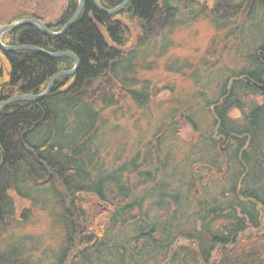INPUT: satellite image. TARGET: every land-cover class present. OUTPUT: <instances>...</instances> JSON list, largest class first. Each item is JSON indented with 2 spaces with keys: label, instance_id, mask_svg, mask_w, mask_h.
<instances>
[{
  "label": "trees",
  "instance_id": "16d2710c",
  "mask_svg": "<svg viewBox=\"0 0 264 264\" xmlns=\"http://www.w3.org/2000/svg\"><path fill=\"white\" fill-rule=\"evenodd\" d=\"M123 1L99 2L113 9ZM77 2L68 0L52 20L27 11L10 23L38 17L60 31ZM85 2L66 35L49 37L25 24L2 37L8 45L73 52L80 65L57 78L48 97L0 109V230L18 220L14 195L30 198L27 187H42L62 211L65 240L55 264H212L216 258L215 264H264V88L256 84L264 81V0H131L112 15ZM200 18H211L219 32L200 61L198 96L211 111V125L200 126L193 107L183 105L159 122L154 141L147 140L148 118L135 142L116 147L117 117L131 114L134 105L145 112L138 119H146L158 92L137 74L146 68L137 59L158 44L163 55L169 35ZM0 54L9 64L0 68V101L43 93L50 77L75 66L70 57L32 50ZM229 56L235 67L225 61ZM212 77L217 91L207 97ZM108 108L112 117L104 115ZM183 120L199 139L178 156ZM87 196L104 204L93 220ZM25 248L9 241L0 264H28Z\"/></svg>",
  "mask_w": 264,
  "mask_h": 264
},
{
  "label": "rangeland",
  "instance_id": "374dc122",
  "mask_svg": "<svg viewBox=\"0 0 264 264\" xmlns=\"http://www.w3.org/2000/svg\"><path fill=\"white\" fill-rule=\"evenodd\" d=\"M67 1L0 0V27L9 24L16 17L27 11H36L37 14L45 17L47 20H52L66 6ZM206 1L213 5L214 0ZM214 27L215 25L211 18H200L195 22L181 25L169 35L171 37V40H169L171 44L163 55L159 56L161 44H158L157 46H148L147 56L144 58L140 56L137 59L138 62H141L146 67L145 69H141L137 74L143 80L147 79L154 84L158 88V92L153 97L150 106L146 109V119H138L139 114L144 115L145 112H141L134 105L132 106L131 114L117 117L116 122L119 123L120 130L118 129L113 138L116 147L121 146V143L127 140L135 142L141 130L147 128L148 118H150L149 120L152 123L148 129L147 140L154 141L159 131V126H157L159 122L167 119L172 111L176 112L178 108H185L183 105L193 107L192 114L198 117L200 126L211 125V111L206 109L203 99L198 96V91H200V87L202 86L201 82H199V79H201L200 73L204 70L202 69L203 64H200L201 58L205 56L206 48H208L211 40L219 34ZM132 32H135V34L140 33L138 29ZM5 58V56L0 54V68L2 65H9L8 60ZM184 61H190L189 67L185 66L179 70L181 62ZM225 61L232 67L236 65L234 62L236 59L234 60L230 56ZM172 64L175 66L174 70L171 69ZM238 65L245 66V63L241 59ZM196 75H199L198 79ZM217 83L216 79L211 80L206 91L207 97L215 96ZM257 98L260 103L263 102L261 97ZM112 111V108H108L104 115L112 117ZM179 113H176L180 116H177V118L182 117ZM232 115L236 118L240 116L238 112H233ZM137 120L139 123H137ZM124 133L127 134L124 136ZM176 138L177 143H175L180 147V150L178 148L180 151V153L178 152V156H182L187 151V147H190L199 139V135H197L193 124H186L183 120ZM169 140H172V138H169ZM220 146L225 150L226 144L222 143ZM189 154H192V152ZM112 159H114V151H111L110 156L106 160L109 163ZM25 190L30 198L14 195L17 203L18 214L16 218L18 220L14 225H10V228L0 230V241H2L0 250L6 249V244L9 241L15 242L18 240L22 245L27 247V250L22 255L23 260L35 262V264H55V257L62 249L65 240V230L61 222L62 211L60 206L57 205L58 200L53 195L42 191V187L35 188L29 186ZM87 201L88 218L93 220L98 215L97 213L102 211L104 204L93 196H87ZM26 209L30 210L29 217L25 220L19 218L22 217V212ZM216 260L214 263H217ZM72 262V260H69L67 264Z\"/></svg>",
  "mask_w": 264,
  "mask_h": 264
},
{
  "label": "water",
  "instance_id": "95a60500",
  "mask_svg": "<svg viewBox=\"0 0 264 264\" xmlns=\"http://www.w3.org/2000/svg\"><path fill=\"white\" fill-rule=\"evenodd\" d=\"M86 0H78V6L77 9L75 10L74 14L70 17V19L64 24L63 28L60 31H53L45 21H43L42 19L38 18V17H31V18H25V19H20L17 20L15 22L9 23V24H5L2 27H0V49L3 50L4 52H14V51H18V50H32V51H36L39 52L47 57H52V58H58V57H62V56H67L70 57L72 59H74L75 61V66H73L72 69L70 70H64L61 72H58L56 74H54L52 77H50V81L49 84L46 88V90L43 93L40 94H23V95H19V96H15L13 98H10L8 100L5 101H0V109L8 104H11L13 102L16 101H31V102H37L40 101L41 99H44L46 97H48V95L53 91L52 88H54L55 82L57 80V78L61 77V76H65V75H72L74 73H76V71L79 68L80 65V59L78 56H76L75 53L73 52H69L67 51H58V52H50L47 51L41 47H37L35 45H8L6 43L3 42V35L8 32L11 31L12 29L17 28L18 26H23L25 24H34L38 27H40L44 33L49 36V37H59L62 35H66V33L68 32V30L70 28H72L78 18L80 17V15L82 14L81 12H83V9L85 8V2ZM100 0H93V2L95 3L96 8L99 10V12H102L104 14H118L121 10H123L128 3L131 0H124L118 7L113 8V9H107L105 8L101 2H99ZM244 78H246L248 80V82H252V80L250 79V77L248 76H244ZM256 83V82H255ZM258 86H260L261 89L264 88V81L261 84L256 83Z\"/></svg>",
  "mask_w": 264,
  "mask_h": 264
},
{
  "label": "flooded vegetation",
  "instance_id": "af4514ba",
  "mask_svg": "<svg viewBox=\"0 0 264 264\" xmlns=\"http://www.w3.org/2000/svg\"><path fill=\"white\" fill-rule=\"evenodd\" d=\"M222 143H224V142H222V141H221V143H220V144L222 145ZM220 147H221V146H220ZM221 149H222V147H221ZM225 149H226V148H225ZM222 151H225V150H223V149H222ZM235 238H237V235L235 236ZM235 238L233 239V241H234V242L236 241V239H235ZM25 249H26V248H25ZM25 251H26V250H25ZM28 264H35V262H34V263H32L31 261H29V262H28ZM212 264H215V263L212 261Z\"/></svg>",
  "mask_w": 264,
  "mask_h": 264
}]
</instances>
